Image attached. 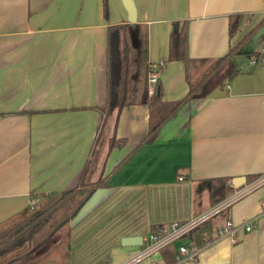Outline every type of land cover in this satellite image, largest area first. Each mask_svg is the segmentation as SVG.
I'll list each match as a JSON object with an SVG mask.
<instances>
[{
	"label": "crops",
	"instance_id": "0c3cea01",
	"mask_svg": "<svg viewBox=\"0 0 264 264\" xmlns=\"http://www.w3.org/2000/svg\"><path fill=\"white\" fill-rule=\"evenodd\" d=\"M108 9L105 17L103 0H0V222L75 186L88 161L87 180L108 177L68 216L67 264H120L142 248L124 236L144 239L160 223L209 210L219 202L210 180L223 176L230 193L255 185L190 231L195 258L178 259L170 244L131 264H264V22L235 55L239 71L185 103L154 141L139 144L146 103L96 107L107 103L109 23L146 39L163 97L175 99L189 85L184 61L168 59L172 20L188 19L192 56H219L259 22L264 0H108ZM233 12L242 17L230 35ZM113 135L125 143L109 148ZM227 220L233 235L220 234Z\"/></svg>",
	"mask_w": 264,
	"mask_h": 264
},
{
	"label": "trees",
	"instance_id": "16d2710c",
	"mask_svg": "<svg viewBox=\"0 0 264 264\" xmlns=\"http://www.w3.org/2000/svg\"><path fill=\"white\" fill-rule=\"evenodd\" d=\"M105 17L108 16V0H103ZM242 13L233 12L229 15V33L237 31ZM264 22V15L259 22L247 32L238 42L219 56L196 58L189 52L188 19L175 18L169 37L168 59H182L185 64V77L189 85L186 94L180 98L165 99L163 84L158 77L151 85L149 82L150 64L147 60L146 39L142 36L132 39L128 35L129 24L109 23L107 26V103L96 106L103 114L116 107L120 110L131 103H146L149 108V122L146 133L139 144L154 141L161 127L188 101L194 97L206 96L216 87H224L233 77L239 67L235 55L243 52L245 43L252 31ZM142 43V45H141ZM141 47V53H139ZM125 137L111 136L109 148L125 143ZM118 165V164H117ZM117 165L115 167H117ZM88 161L85 164L77 184L65 188L46 206L35 207L29 204L14 215L0 222V264H33L25 260L23 254L32 249V238L51 217L58 206L75 193L87 189L74 210L100 185H103L108 175L100 174L94 180L86 179ZM255 175L248 177L252 180ZM233 189L223 176L210 180L211 198L217 203ZM72 215V213H71Z\"/></svg>",
	"mask_w": 264,
	"mask_h": 264
},
{
	"label": "built area",
	"instance_id": "2783aa9c",
	"mask_svg": "<svg viewBox=\"0 0 264 264\" xmlns=\"http://www.w3.org/2000/svg\"><path fill=\"white\" fill-rule=\"evenodd\" d=\"M255 60H256V56L253 57V61ZM158 77H159L158 70L155 69V65L150 64V70L148 75L150 84L153 85L158 79ZM254 185L255 183L235 189L232 193H230L221 201H219L215 206L198 215H195L187 219H181V220L174 219L160 223L159 225L156 226L155 229L145 234L141 250L132 259L120 264H131L132 262L140 260L145 257L153 258L154 255L162 248L172 244V242L179 240L184 236L186 237L189 236V233L192 229H194L203 221L207 220V218L211 217L219 210L228 206L235 199L244 195ZM247 223L248 224H246V228L250 229L252 226L250 220ZM235 229L236 227L233 226L232 222L230 220H227L225 225H223L219 229V231L220 234L222 235H226V234L233 235ZM199 248L200 246L195 245L190 241H188L187 243H180L178 246L179 253L177 254V258L178 259L195 258L197 256ZM152 264H156V262L153 260Z\"/></svg>",
	"mask_w": 264,
	"mask_h": 264
},
{
	"label": "rangeland",
	"instance_id": "374dc122",
	"mask_svg": "<svg viewBox=\"0 0 264 264\" xmlns=\"http://www.w3.org/2000/svg\"><path fill=\"white\" fill-rule=\"evenodd\" d=\"M129 39V37H128ZM92 169V167H91ZM89 172V177H96L98 174L94 170ZM58 194L45 196L33 201L35 207L46 206L52 202ZM82 197V192L79 191L72 195L68 200L60 204L51 217L50 221L46 223L32 238V249L23 254L25 260L32 261L33 264H67L68 252V216L74 213V207L79 203ZM224 214L221 215L223 217ZM213 217L208 219L204 224L212 220ZM5 225V224H4ZM3 224L0 226L3 227ZM186 236L172 242L171 245L179 246L180 243H187Z\"/></svg>",
	"mask_w": 264,
	"mask_h": 264
},
{
	"label": "water",
	"instance_id": "95a60500",
	"mask_svg": "<svg viewBox=\"0 0 264 264\" xmlns=\"http://www.w3.org/2000/svg\"><path fill=\"white\" fill-rule=\"evenodd\" d=\"M246 176H237L233 179V184L239 186L243 182H245ZM123 244H141L143 243V236L142 234H134V235H127L122 238Z\"/></svg>",
	"mask_w": 264,
	"mask_h": 264
}]
</instances>
